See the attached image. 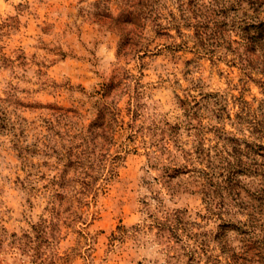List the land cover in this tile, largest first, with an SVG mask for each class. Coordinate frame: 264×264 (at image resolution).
Returning a JSON list of instances; mask_svg holds the SVG:
<instances>
[{
  "label": "clouds",
  "instance_id": "obj_1",
  "mask_svg": "<svg viewBox=\"0 0 264 264\" xmlns=\"http://www.w3.org/2000/svg\"><path fill=\"white\" fill-rule=\"evenodd\" d=\"M0 264H264V0H0Z\"/></svg>",
  "mask_w": 264,
  "mask_h": 264
}]
</instances>
